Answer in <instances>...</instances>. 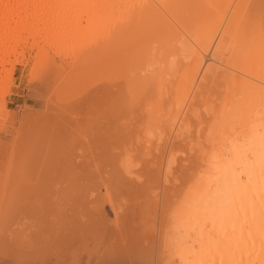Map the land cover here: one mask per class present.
Here are the masks:
<instances>
[{
  "label": "bare ground",
  "instance_id": "6f19581e",
  "mask_svg": "<svg viewBox=\"0 0 264 264\" xmlns=\"http://www.w3.org/2000/svg\"><path fill=\"white\" fill-rule=\"evenodd\" d=\"M25 48L35 52L34 66L51 64L50 53L74 56L69 64L89 74L88 86L95 80L96 92L88 94L96 93V98L90 108V97L81 102L89 108L81 104L86 112H76L83 116L68 118L72 129H79L72 131L77 136L68 132L71 126L62 128L71 141L78 137L77 144L60 136L61 129L51 126L47 135L42 124L37 126L52 115L29 129L22 126L12 145L0 142V264H144L151 255L144 256L141 243L131 247L141 249L135 248L133 256L120 250L125 257H116L118 247L111 245L123 234L134 180L162 181L166 191L176 166V172L182 171L176 164L179 152H186L184 143L199 136L209 143L198 144L194 154L205 172H195L191 186L174 195L186 201L174 239L176 259L179 264H264V0H0V116L9 114L3 97L16 57ZM72 149L71 158L77 154L79 160L71 173ZM37 162L49 172L59 166L57 173L69 164L64 174L76 172L79 178L73 176L72 182L69 176V183L61 178L67 188L58 182L60 192H50L58 196L50 200L47 191L50 201L40 200L28 174ZM44 177L42 183L59 179ZM70 183L75 184L71 194ZM101 193L116 215L117 232L104 210H93L99 198L93 194ZM165 198L159 199L161 205ZM64 200L71 206L62 205ZM44 203L54 210L69 208L59 210L63 222L53 213L62 224L49 215L57 229L48 226L53 223L41 208ZM76 211L94 214L102 234L98 230L95 239L98 231H86L88 225L82 217L76 221Z\"/></svg>",
  "mask_w": 264,
  "mask_h": 264
},
{
  "label": "rangeland",
  "instance_id": "374dc122",
  "mask_svg": "<svg viewBox=\"0 0 264 264\" xmlns=\"http://www.w3.org/2000/svg\"><path fill=\"white\" fill-rule=\"evenodd\" d=\"M25 49H27V50H25ZM24 49V51L23 52H25L24 54L22 53V55H24L23 57H22V55L20 54L19 56L17 55V57H16V60H18V61H15V63L16 64H14V67H13V71H12V76H11V81H10V84L8 85V91H7V93L4 95V97H3V107H5L4 109L5 110H7V112L9 113V114H7V116H0V119L1 120H3L4 119V121H1L0 122V125H2V126H0V127H2V129L0 130V142H2V143H4V144H6V145H12L13 143H14V141H15V137L18 135V131L20 132V131H23V130H20V129H22V126H24V125H26V127H25V130L28 128L29 129V127L31 126H33L32 124H35L34 126H36V123L38 122V121H40V120H43L44 118H46V117H48V116H50V115H52L51 117H48L49 119H50V121H52V124L51 123H49L48 122V118L47 119H44L42 122L40 121V122H38L37 123V126H40L39 125V123L40 124H42L40 127H42L43 126V129H44V131H43V133H46L47 135H48V133L49 132H51V131H53L52 129L53 128H51V126L53 127L54 126V129H56V130H58V129H61L62 130V128H66L65 130H67L68 129V127L69 126H71V127H69L70 129L68 130V132H70L71 131V134H73L74 136H77V134L75 135V133H73V132H77L78 130L77 129H72L73 127H74V125H69L70 124V120H73V118L71 117V116H73L75 113H76V115H80L79 113H83V111H80L81 109H82V106L84 105L83 103H81V102H84V103H86V100L88 101L89 100V97H90V99H92V101H89L90 102V104H89V102H88V106H89V108L91 107V105H93L94 104V102L95 101H93V100H95V98H96V93H94V95L93 96H90V94H93V91L95 90V92H96V82H95V80H94V82H93V84L94 85H92V82H90V84H89V86H88V80H89V78H90V76H89V74H86V71L85 70H81V68H77L76 70H75V67H74V65H73V67H72V65L71 64H69L70 62H72L73 63V60H75L74 58H72V57H74V56H63V57H60V56H57V55H54V54H52V53H50V59H51V64H49V63H40L41 64V66H34V65H36L35 63H37V61H36V58H35V52H33V50H31L30 51V49H28V48H25ZM35 51V50H34ZM53 55V56H52ZM22 57V58H21ZM27 57V58H26ZM12 58V59H11ZM11 60H13V55L11 56ZM61 58V59H60ZM23 60V61H22ZM33 60V61H32ZM64 60V61H63ZM24 62V63H23ZM68 63V65H67V63ZM39 64V65H40ZM67 65V66H66ZM8 66H10L9 64H7V65H5V68H8ZM35 67H36V70H35ZM37 67H40V68H37ZM10 68V67H9ZM60 69V70H59ZM47 70V71H46ZM55 71V72H54ZM58 71H60V72H58ZM73 71V72H72ZM76 73H77V75H76ZM85 73V74H84ZM3 74V71L1 72V75ZM41 75V76H40ZM73 75V76H72ZM87 75L89 76V77H87ZM79 76V77H78ZM70 77H73V79L71 78L70 79ZM86 77V78H85ZM41 78V79H40ZM76 78V79H75ZM81 78V79H80ZM83 78V79H82ZM30 79H32V80H30ZM59 79V80H58ZM87 79V80H86ZM47 80V81H46ZM69 80V81H68ZM72 80V81H71ZM74 80H76V82L74 81ZM82 80L84 81V82H82ZM66 81L68 82V83H66ZM73 81H74V83H73ZM88 82V83H87ZM12 83H13V85H12ZM79 83V84H78ZM80 85V86H78V85ZM84 84V86H82ZM50 85V86H49ZM10 86V87H9ZM70 86V87H69ZM78 86V87H77ZM82 86V87H81ZM87 86V87H86ZM92 86V87H91ZM71 87H74V89L72 88L71 89ZM91 87V88H90ZM67 88V89H66ZM83 88H86V89H83ZM90 88V89H89ZM77 89V90H76ZM81 89H82V91H81ZM31 90V91H30ZM66 90V91H65ZM75 90V91H74ZM88 90V92H86V91ZM93 90V91H92ZM72 91V92H71ZM78 91H79V93H78ZM84 91H85V93H84ZM92 91V92H91ZM83 93H84V95H83ZM88 93H90V94H88ZM64 94V95H63ZM78 94V96H76ZM81 94V95H80ZM86 94H88V95H86ZM66 96V97H65ZM74 96H76V97H74ZM80 96H81V98H80ZM83 96V97H82ZM86 96V97H85ZM69 97H71V98H69ZM88 97V98H87ZM93 97V98H92ZM1 98V97H0ZM79 98V100H76V99H78ZM65 99V100H64ZM48 100V101H47ZM74 100V101H73ZM83 100V101H82ZM63 101V102H62ZM65 101V102H64ZM70 101H71V103L72 102H74V104L72 103H70ZM52 102V103H51ZM93 102V103H92ZM66 103V104H65ZM64 104V105H63ZM81 104H83V105H81ZM68 105V106H67ZM70 105V106H69ZM78 105V106H77ZM87 104H85L84 106L87 108V106H86ZM66 106H67V108H66ZM73 106V107H72ZM83 106V107H84ZM41 107V108H40ZM58 107V108H57ZM65 107V108H64ZM62 108V109H61ZM74 108V109H73ZM77 108V109H76ZM79 108V109H78ZM86 108H83L82 110H84V109H86ZM89 108H87V110L86 111H88V109ZM58 109V110H57ZM65 109V110H64ZM67 109V110H66ZM73 109V110H72ZM72 110V111H71ZM79 110V111H78ZM76 111H78V112H76ZM85 110H84V112H86ZM50 112V113H49ZM63 113V114H61V113ZM60 113V114H59ZM65 113V114H64ZM68 113V114H67ZM72 113V114H71ZM38 114V115H37ZM46 114H48V115H46ZM84 114V113H83ZM42 117H41V116ZM61 115V116H60ZM70 115V116H69ZM75 115V116H76ZM32 116V117H31ZM46 116V117H45ZM67 116V117H66ZM81 116H83V115H80L79 117H81ZM3 119H2V118ZM5 117V118H4ZM24 117V118H23ZM41 117V118H40ZM54 117V118H53ZM61 117V118H60ZM71 117V118H70ZM77 117V116H76ZM78 117V118H79ZM12 118H13V120H12ZM53 118V120H51ZM59 118L61 119V120H59ZM68 118H70V122L68 121ZM33 119H34V123H33ZM58 120L59 122H61L60 124H58V123H55L54 125H53V121L54 120ZM37 121V122H36ZM45 121V122H44ZM3 122V123H2ZM26 122H28V123H26ZM31 122V123H30ZM46 122H48V123H46ZM9 123V124H8ZM11 124L13 125V126H11ZM51 124V125H50ZM61 124H62V126H61ZM20 125V126H19ZM3 126H4V129H3ZM8 126V127H7ZM11 126V127H10ZM46 126H48V127H46ZM73 126V127H72ZM6 127V128H5ZM14 127V128H13ZM18 127V128H17ZM44 127H46V129L44 128ZM55 127H57V128H55ZM75 128V127H74ZM64 129L62 130V133H64L65 131H64ZM74 130V131H73ZM48 131V132H47ZM73 131V132H72ZM11 132V133H10ZM67 132V131H66ZM66 133L67 134V136H66V134L64 133V135H62V134H60L59 133V131L57 132V133H59V135L60 136H64V138H67V140L66 141H68L69 143H73L74 142V144L76 143H78V141H79V139H78V137L77 138H75L76 140H78L77 142H75V141H71V136L69 135L70 133ZM42 133V134H43ZM55 133V132H54ZM56 134V133H55ZM72 135V136H73ZM66 136V137H65ZM90 136L88 135V138H89ZM200 138V140L198 139V137H196V138H192L193 140L192 141H194L193 143L194 144H192V141L189 143H184V146H185V148H186V152H182V153H184V155H182L180 152H179V155H178V161H177V164L176 165H179L180 166V168H182V173L181 172H176L175 170H176V168H177V166H176V168L173 170V172H172V177L173 176H177L178 177V180H176L175 181V177H173V178H171L170 179V183H167V189H166V191L164 190V189H162L163 187H164V183L162 182V181H159V180H156L155 182H147L148 180H146L147 179V177L145 178V177H140V178H137L136 180H134V182H135V186H134V188L132 189V192H131V195L132 196H130L129 198H131L132 199V202L130 203L129 202V207H127V209L125 210L126 211V213L127 214H125V217H124V228H122V235H117L116 236V238L114 239V242L115 243H113V244H111L112 246L114 245V244H116V245H114L113 246V248H115L116 246L118 247V248H115V251L117 250V251H122V250H124V252L125 251H127L128 252V254H127V252H126V254L128 255V256H131L130 254H132V252H133V254H132V256L133 255H135V253L134 252H136V250L137 249H140V247L142 248V252L144 253V256L146 257V256H149V255H151V257L149 258V259H147L148 257H146V261L144 262V264H179V262H178V259H176L177 257H176V255H175V248L176 247H174V245H175V237L178 235V233H177V226H178V223H179V217H180V212L182 211V209H184L185 207H186V205H185V203H186V201L183 199V198H181V197H178L177 195L179 194V192H185V190H187V188H189L190 186H191V180H192V175H194L195 174V172H197V173H204L205 172V170H204V164H203V162H201L200 161V158L199 157H196V155H194L195 153H197V151H199L198 149L201 147H197L198 146V144L200 145V144H202V142H203V144H202V147L203 146H205V145H209V143L207 142L208 141V138H202L201 136H199ZM74 138V137H73ZM87 137H86V139H88ZM202 138V139H201ZM92 139V137L91 138H89V141ZM206 139V140H205ZM72 140H74V139H72ZM187 141V140H186ZM185 141V142H186ZM199 141V142H198ZM195 143H197V144H195ZM189 144H191V145H189ZM205 144V145H204ZM188 145V146H187ZM194 148H193V147ZM192 147V148H191ZM195 147H197V150H196V148ZM191 148V149H190ZM195 149V150H194ZM194 150V151H193ZM72 151H73V149L72 150H70V154H69V157H70V159H71V161H73L72 159L74 158V157H76V158H74V163L75 164H73V162H69V164H72V166H71V169H70V172H71V170H73L74 168H76L77 166H76V164L78 163V160H79V157H77V154H75L74 155V157H72L71 158V156L70 155H72V154H74L76 151L74 150L73 152L74 153H72ZM220 151H224V149H222V148H220ZM181 155V156H180ZM65 156H68V154L67 155H65ZM64 156V157H65ZM73 156V155H72ZM198 156V155H197ZM63 157V156H62ZM68 157V158H69ZM182 157V158H181ZM67 158V157H66ZM78 158V159H77ZM199 158V159H198ZM186 159V160H185ZM191 161V159H192V161L190 162L189 160ZM41 160V157L39 158V160H38V162ZM62 160V159H61ZM63 160H64V158H63ZM62 160V162H64V161H66V160H64L63 161ZM69 160V159H68ZM68 160L66 161L67 163H68ZM188 160V161H187ZM36 163V165L33 167V171H30V172H28V174H30V183L31 184H33L34 185V189H35V192L39 195H37L38 197H40L39 199L40 200H44V198H47L49 195H47V191H49V193L51 192H53V194H56V193H54L55 192V190H58V187H60V185H61V187L63 186L64 188L66 187V185L69 183V176H68V174L66 175V173L64 174V172H66L65 171V168H66V170L68 169V165H67V163L65 162V164L64 165H62L61 167H65L66 165V167L63 169L62 168V170L64 171H62V170H60V171H62V172H60L61 173V175H62V177H60L61 175H60V173H57V172H59V166H57L58 167V170L57 171H55V169H57L56 168V165H55V167H54V165L52 166V168H53V170L55 171V173H57V175H58V177H59V179L57 180H54V182H56V183H48L47 181H44V179H43V181H44V183H42V178L44 177V178H48L49 176L47 175L48 173H49V175H50V177L47 179L48 181H49V179L51 178V181H52V176H56L57 177V175H55L53 172H51V171H53V170H50V172L49 171H47V170H44V167L42 168V166H41V163ZM180 163V164H179ZM185 164V165H184ZM197 164H198V166H197ZM75 165V166H74ZM36 167V168H35ZM73 167V168H72ZM35 169V170H34ZM38 169V170H37ZM41 169V170H40ZM199 170V171H198ZM35 171H37V173L35 172ZM38 171H40V172H38ZM43 171V172H42ZM68 171V170H67ZM176 173H175V172ZM32 172H35V173H32ZM42 172V175L40 174ZM45 172H46V175H45ZM48 172V173H47ZM52 173H53V175H52ZM72 173V172H71ZM75 173V175H73V176H75L74 178H77V180H78V178L79 177H77V173L76 172H74ZM34 174V176L32 177V175ZM37 174V175H36ZM64 174V175H63ZM174 174V175H173ZM40 175V176H39ZM60 175V176H59ZM66 175V176H65ZM42 176V177H41ZM73 176H70V181H72V182H74L75 181V179L74 180H72V177ZM78 176H79V174H78ZM27 177H28V175H27ZM35 177V178H34ZM36 177H37V179H36ZM41 177V178H40ZM56 177H54V178H56ZM61 178L63 179H66L67 180V178H68V183H67V181L66 180H64V182H66V183H62L63 181L61 180ZM32 179H34L33 181H32ZM38 179H40V180H38ZM45 179V180H46ZM139 179V180H138ZM37 180L38 181H41V183H37ZM143 180V181H142ZM145 180V181H144ZM32 181V182H31ZM46 182H47V184H46ZM50 182V181H49ZM58 182H61L60 183V185H58L59 183ZM158 182H160L159 184H161L160 186H159V184H158ZM182 182V183H181ZM76 183V182H75ZM77 183H78V181H77ZM152 183H154L155 185L153 186V184ZM44 184H46V186H44V187H47V185H49L48 186V190H47V188H44L43 187V185ZM54 185V186H52V187H50V185ZM57 184V185H56ZM66 184V185H65ZM71 184V183H70ZM157 184V185H156ZM174 184V185H173ZM72 185H74L75 186V184H71V188H69L68 189V191H70V190H72ZM76 185H78V184H76ZM171 185V186H170ZM190 185V186H189ZM42 186V187H41ZM163 186V187H162ZM170 186V187H169ZM175 186V187H174ZM38 187V188H37ZM56 188V189H54V188ZM161 187V188H160ZM168 187H169V189H168ZM173 187L175 188V189H173ZM42 188H43V190H42ZM63 188V189H64ZM67 188V187H66ZM65 188V189H66ZM76 188V187H75ZM149 188V189H148ZM42 190L43 192H41V193H39V191L38 190ZM54 189V191H52V190ZM62 189V188H61ZM74 189V188H73ZM76 189H78V188H76ZM160 189L161 190H163L165 193H164V195L165 196H162L163 195V191L161 192L160 191ZM38 192H37V191ZM44 190L46 191L45 193H44ZM51 190V191H50ZM136 190H137V192H136ZM155 190V191H154ZM169 190H172V191H169ZM177 190H179V192H176ZM59 192H60V189L58 190ZM73 191V190H72ZM174 191V192H173ZM57 192V191H56ZM66 192H67V190H66ZM135 192V193H134ZM140 192H142V193H140ZM172 192V193H171ZM48 193V194H49ZM51 193H50V196H51V198L50 197H48V199H45L44 201H46V200H48V202L53 198V199H55V197L56 196H58V195H54V197H52L53 196V194L51 195ZM62 193H64V195H65V192H63L62 191ZM61 193V194H62ZM162 193V194H161ZM60 193H59V195H61ZM68 194V193H67ZM70 194H71V191H70ZM69 194V195H70ZM74 194H79V192L77 191L76 193H74V192H72V195H74ZM137 194V195H136ZM160 196H159V195ZM175 194H177L176 196H174ZM46 195V196H45ZM68 195V196H69ZM71 195V198L73 197ZM94 196H97L98 195V200H96V201H94L95 203H94V205H93V210H96L95 211V213L98 211H100V210H104L105 211V215H106V218H105V220L107 219V220H109L108 222H109V224H112L113 225V231H114V228H116L114 225H116V224H114V222L116 221V219H115V214L112 212L113 211V209H112V207H111V203L109 202V199L107 198L108 196H106V198H105V196H104V193L102 194H93ZM103 195V196H102ZM146 195V196H145ZM169 197H168V196ZM36 196V199L38 198ZM61 196H63V195H61ZM60 196V197H61ZM67 196V195H66ZM159 196V197H158ZM74 197H76V195L74 196ZM73 197V198H74ZM146 198V200H148L152 205H145V204H142L143 203V201H142V203L140 204V202L138 201V199L137 198ZM166 197V198H165ZM176 197V198H175ZM49 198H50V200H49ZM163 198H165V200L164 201H162V203H163V205H161L159 202H160V200L161 199H163ZM57 199H58V197H57ZM55 200V201H58V200ZM63 199V198H62ZM62 199H61V201H62ZM69 199H70V197H69ZM76 199V198H75ZM74 199V200H75ZM160 199V200H159ZM178 199V200H177ZM66 200V199H65ZM63 201L64 203L65 202H67V201ZM71 201H72V199H70ZM70 200H68L69 201V203H70V205H68L69 203L67 202L66 204H62V205H68V207L69 206H71V201ZM135 200V201H134ZM182 200H183V202H182ZM61 201H59V203L61 204L62 202ZM156 201H158V202H156ZM99 202V203H98ZM52 203V202H51ZM59 203H58V206H59ZM73 203V202H72ZM76 203H77V201H76ZM124 203H126V202H124ZM128 203V202H127ZM133 203V204H132ZM157 203H158V205H157ZM183 204V206H182V204ZM52 204H55L56 205V203H52ZM52 204H50V203H48V204H46V203H44L43 204V206L44 207H41L42 209L44 208L46 211H47V214H48V216L49 215H52L53 213H56V215H57V212L59 213V210H61L62 211V208L64 207H62V205L58 208V209H53V208H56V207H51V206H53ZM97 204V205H96ZM159 204H160V206H159ZM180 204H181V206H180ZM31 205H33V204H31ZM30 205V206H31ZM74 205V204H73ZM125 205V204H124ZM127 205V204H126ZM132 205V206H131ZM156 205H157V207H156ZM35 206V205H34ZM40 206H42V205H40ZM146 206H148V208L146 207ZM159 206V207H158ZM67 207V206H66ZM74 207V206H73ZM97 207V208H96ZM99 207H100V209H99ZM184 207V208H183ZM50 208V209H49ZM52 208V209H51ZM95 208V209H94ZM159 210H158V209ZM178 208V209H177ZM43 209V210H44ZM63 209H65L64 211H67L68 212V210H69V208H67L68 210H66V208H63ZM154 209V210H153ZM49 210H53V212H51V214H49L50 212H49ZM128 210V211H127ZM134 210V211H133ZM181 210V211H180ZM60 211V212H61ZM73 211H75V210H72V212ZM78 211V210H77ZM75 212V214H76V216H77V220L76 221H78L79 219L78 218H80V217H82V218H80V220H81V223L83 222V223H86L87 225V228H86V231H89V229L91 230V229H93L94 228V230L97 232L98 230H100V232H101V228H99L100 227V225L98 224V221H97V219H96V217H95V215H94V217H93V215L91 216V217H89L88 216V214H87V216H88V218H87V216L85 215H82V214H80V213H78V212ZM79 211H80V209H79ZM158 211V212H157ZM63 212V211H62ZM61 212V213H62ZM87 212H88V210H87ZM132 212H135L134 214L132 213ZM130 213V214H129ZM132 213V214H131ZM158 213V214H157ZM46 214V215H47ZM64 214V213H63ZM66 214H68V213H66ZM74 214V215H75ZM80 214V216H78ZM84 214V213H83ZM54 215L55 214H53V216L52 217H54ZM59 215L60 216H58L57 218L59 219V217L61 218L60 220L62 221V217H63V215L62 214H60L59 213ZM70 215V214H69ZM127 215H129V216H127ZM156 215V216H155ZM71 216H72V214H71ZM126 216H127V218H126ZM52 217L51 216H49V218H50V221H51V219H52ZM65 217V216H64ZM67 217V216H66ZM65 217V218H66ZM73 217V216H72ZM113 217V218H112ZM56 217H54V219H53V221H55L56 219H55ZM74 218V217H73ZM90 218V219H89ZM93 218H95V220L93 219ZM126 218V219H125ZM68 219V218H67ZM86 219H87V221L88 222H86ZM74 220H75V218H74ZM80 220H79V222H80ZM64 221V220H63ZM62 221V222H63ZM95 223H94V222ZM155 223V224H152L153 222ZM178 221V222H177ZM52 222V221H51ZM50 222V223H51ZM92 222H93V224H92ZM111 222V223H110ZM48 223H49V220H48ZM53 224H50V225H48L47 224V222H46V224L48 225V226H55V227H53V228H55V229H57L56 228V226H58L59 224H62L61 222L60 223H58V220H56V223H58V225L57 224H54L55 222H52ZM116 223V222H115ZM77 224H78V222H77ZM89 224L90 225H92V226H89ZM97 224V226H95ZM47 225H45V226H47ZM155 225V227H153ZM166 225V226H165ZM99 226V227H98ZM89 227V228H88ZM97 229H96V228ZM165 227V228H164ZM50 228V227H49ZM52 228V227H51ZM52 228V229H53ZM158 228V229H157ZM163 228V229H162ZM54 229V230H55ZM90 231V232H95V231ZM157 230V231H156ZM59 231V230H58ZM118 231V228H116V232ZM124 231V232H123ZM165 231V232H164ZM56 232V231H55ZM54 231H52L51 230V234H56ZM95 232V233H96ZM115 232V233H116ZM158 232V233H157ZM94 233V234H95ZM98 233H99V231L95 234V239H96V237H98ZM136 233V234H135ZM100 234V233H99ZM101 234H102V232H101ZM97 235V236H96ZM171 235V236H170ZM122 236V237H121ZM92 237V236H91ZM94 237H92L93 239H94ZM126 237V238H125ZM132 238V239H131ZM94 239V240H95ZM118 239V240H117ZM124 241V243L122 242V240ZM129 239V240H128ZM137 239H139V240H137ZM128 240V241H127ZM117 241V242H116ZM127 241V242H126ZM133 241V242H132ZM135 241V242H134ZM93 242H95V241H93ZM97 242V241H96ZM129 242H131L130 244H129ZM120 243V244H119ZM136 243V244H135ZM141 243V245H140V247L138 248L137 246H135L134 248H131L134 244L135 245H138L139 246V244ZM94 244V243H93ZM122 244V245H121ZM126 244V245H125ZM130 246V249H129V247H128V245ZM111 246V247H112ZM126 246V247H125ZM128 247V248H127ZM125 248H127V249H125ZM135 248H137V249H135ZM152 248V249H151ZM131 249H135V251H133V250H131ZM115 251L113 250V252H114V254H115V256L116 257H118L119 256V254L120 253H122L121 251L120 252H117L116 251V253H115ZM139 251V250H138ZM137 251V253L136 254H138L139 252H141V251H139L138 252ZM131 252V253H130ZM149 252L150 254L149 255H147V253ZM146 253V254H145ZM125 254V253H124ZM125 254V255H126ZM156 254V255H155ZM126 255V256H127ZM127 256V257H128ZM120 257H125V256H123V253L120 255ZM157 258V259H156Z\"/></svg>",
  "mask_w": 264,
  "mask_h": 264
}]
</instances>
